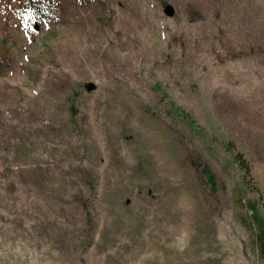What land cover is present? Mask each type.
I'll return each instance as SVG.
<instances>
[{"label":"rangeland","instance_id":"rangeland-1","mask_svg":"<svg viewBox=\"0 0 264 264\" xmlns=\"http://www.w3.org/2000/svg\"><path fill=\"white\" fill-rule=\"evenodd\" d=\"M27 1L0 0V264H264V0Z\"/></svg>","mask_w":264,"mask_h":264},{"label":"trees","instance_id":"trees-1","mask_svg":"<svg viewBox=\"0 0 264 264\" xmlns=\"http://www.w3.org/2000/svg\"><path fill=\"white\" fill-rule=\"evenodd\" d=\"M34 3H32L31 0H28L27 2L24 3V6L28 7V10H33L35 7L33 6ZM33 6V7H31ZM101 20H103V18L101 17ZM74 109V108H73ZM75 111V109H74ZM236 158H237V161L239 162V164L241 165L242 168H244V171L245 173H249L250 172V166L247 162V160L241 155V153H237L236 154ZM90 179L89 178V182H90ZM210 180L211 181H214L213 177H210ZM93 186L94 184L92 183H89V187L91 188V190L93 189ZM82 206L84 207L85 206V215H86V223L87 225L89 226H92L93 222H95V219L94 217L92 216V213H91V210H90V206H89V203L86 201H83L82 202ZM254 214H255V211H253Z\"/></svg>","mask_w":264,"mask_h":264},{"label":"water","instance_id":"water-1","mask_svg":"<svg viewBox=\"0 0 264 264\" xmlns=\"http://www.w3.org/2000/svg\"><path fill=\"white\" fill-rule=\"evenodd\" d=\"M166 13H167L169 16H172V15H174L175 11H174V9H173L172 7L168 6V7L166 8ZM86 88H87L88 91H93V90L96 89V85H95V83L90 82V83L86 86Z\"/></svg>","mask_w":264,"mask_h":264}]
</instances>
